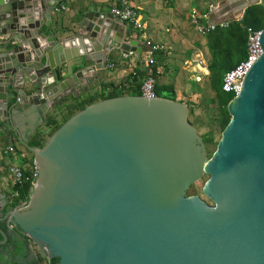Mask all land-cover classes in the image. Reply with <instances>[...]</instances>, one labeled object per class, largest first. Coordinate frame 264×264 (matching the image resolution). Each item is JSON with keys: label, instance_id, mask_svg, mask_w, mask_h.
<instances>
[{"label": "water", "instance_id": "95a60500", "mask_svg": "<svg viewBox=\"0 0 264 264\" xmlns=\"http://www.w3.org/2000/svg\"><path fill=\"white\" fill-rule=\"evenodd\" d=\"M58 1L0 0L2 28L16 35L0 54V116L8 86L17 94L27 82L43 121L64 93L79 94L73 86L100 84L110 50L138 52L129 31L113 35L124 28L110 14L84 15L79 32L63 39L42 32ZM255 4L264 9V0H219L212 18L230 22ZM71 43L87 66L62 78ZM257 43L261 56L226 105L229 121L210 159L185 107L138 96L101 100L70 116L39 151L17 138L36 174L26 207L3 211L1 198L0 223L48 264H264V27ZM203 173L212 206L184 198ZM0 236L3 244L1 229Z\"/></svg>", "mask_w": 264, "mask_h": 264}, {"label": "rangeland", "instance_id": "374dc122", "mask_svg": "<svg viewBox=\"0 0 264 264\" xmlns=\"http://www.w3.org/2000/svg\"><path fill=\"white\" fill-rule=\"evenodd\" d=\"M189 11L180 14L181 21L177 27L170 28L167 25L158 27L157 39H151L158 52V55L153 57L157 71L155 86L160 99L186 108V121L201 141L204 159L207 161L214 154L221 132L229 121L226 105L231 99L220 91L221 78L243 56L244 28L261 30L264 27L262 25L264 9L260 4L251 5L239 12L236 19L228 22L226 28L208 34H199L194 29L189 22ZM137 54L133 56V63L137 65L133 71L140 67L141 54L139 58ZM115 88L113 86L100 88L98 100L95 102L103 100L104 96L108 95L119 97L121 94ZM87 97L88 95H85L76 100L61 101L64 104L46 119V134H37L39 146L35 148L36 150H41L52 132L77 112L72 106ZM32 162L33 154L30 152L27 171L33 168ZM207 179V174H201L186 189L184 198L195 196L205 205L212 206V202L202 193ZM9 182V189L5 193L7 204L4 208L7 205L6 209L16 210L22 207L24 199L13 194L14 186L11 180ZM37 255L39 264H48L41 251Z\"/></svg>", "mask_w": 264, "mask_h": 264}, {"label": "crops", "instance_id": "0c3cea01", "mask_svg": "<svg viewBox=\"0 0 264 264\" xmlns=\"http://www.w3.org/2000/svg\"><path fill=\"white\" fill-rule=\"evenodd\" d=\"M218 1L219 0H128L129 5L139 15L143 28L141 31H134L133 33V31L126 27L121 31L116 30L113 32V35H121L125 30L130 32V39H137L139 43L141 42V38L155 40L159 33L158 27L167 25L170 28H175L181 21L180 14L184 11L190 10L189 12L195 11L202 13L209 5L216 4ZM228 3L229 0H224V5L227 6ZM112 5L113 0H59L55 8L51 10L48 29L45 26H41V30L47 29L53 34L56 40L72 36L79 32V24L84 15L97 13L109 14ZM229 13L233 15L230 11ZM213 19L221 20L219 16H215ZM145 28L148 29L143 31ZM45 35L46 34H42L40 37L43 38ZM12 37H16V35L6 33L0 37V54H8L12 50L14 46ZM71 44L72 45H64V48L68 50L67 54H72L73 57L63 65L61 72L62 78H67L74 72L83 68V66H87L82 56L77 55L80 53V50L78 49V51H76V43ZM22 50H27V47H22ZM136 54L137 58L141 56L139 60L140 67L137 69L135 68L134 71H138L142 68V62L147 57L145 50H140L138 48V52L128 57H123L117 50H110L106 56L105 62L112 64L113 67L111 70H105L100 84L84 92H81L80 85L73 86L71 88V93L79 94L72 96V94L64 93L55 106L50 108L44 115L43 121L38 119L35 105L30 101V85L27 82L22 84V92H17V94L12 92L11 87H7L5 104L2 110V116H0V200L3 198L5 204H7L5 193L9 189L8 183H10L9 181L11 180L8 174V167L10 165H15L22 168L23 171H27V160L30 151L22 147L18 143L17 138L24 139L27 144L30 141H37V134H46V119L55 109L64 104L61 103L63 99L76 100L85 97V95H88V97H97L100 88L116 87L118 84L124 82L129 76V73L133 71L132 69L137 67V65L133 63V56H136ZM95 77H97V73L95 72L87 75V78L93 79ZM83 83L84 82L81 81V84ZM7 135L14 138V153L9 156L3 154L5 137ZM6 208H8L7 205ZM6 208H4L3 211L6 210ZM0 229L3 231L6 238L5 242L0 244V264H39L37 254L40 250L25 236L17 233L4 223H0ZM14 244H19L18 250L15 249Z\"/></svg>", "mask_w": 264, "mask_h": 264}, {"label": "built area", "instance_id": "2783aa9c", "mask_svg": "<svg viewBox=\"0 0 264 264\" xmlns=\"http://www.w3.org/2000/svg\"><path fill=\"white\" fill-rule=\"evenodd\" d=\"M6 5L7 4L0 6V12L6 9ZM216 9L217 3L209 5L202 13L195 11L189 13V22L199 34H208L217 29L227 27L228 22L212 18V14ZM109 14L115 23L123 26V28H131L130 30L133 31V33L134 31L139 32L143 28L139 15L129 5L128 0H113V5L110 8ZM2 25L3 23L0 21V37L7 33L6 28H2ZM260 31L261 30L252 29L250 27L244 28V56L233 68L223 74L220 82V91L223 94H228L234 98L239 93V88L244 75L261 56V50L257 43ZM133 40L137 42V48L145 50L148 55L142 62V68L138 71H131L126 80L118 84L115 89L121 94L120 96H138L146 99L159 98L155 86L157 71H154L152 68L154 63L152 55L157 52V46L147 38H141L140 43L137 39ZM131 54L133 53L129 52L127 55L122 56L128 57ZM112 67V64L105 63V70H111ZM105 97L106 96H104V98ZM13 153L14 138L7 135L5 137L3 154L9 156ZM8 174L15 187H20L24 182H29V188L25 196L22 198L24 201L20 208L26 207V197L36 174V167L33 166L29 171L28 176L25 177L22 168L10 165L8 167ZM13 194L17 196L16 191H14Z\"/></svg>", "mask_w": 264, "mask_h": 264}, {"label": "trees", "instance_id": "16d2710c", "mask_svg": "<svg viewBox=\"0 0 264 264\" xmlns=\"http://www.w3.org/2000/svg\"><path fill=\"white\" fill-rule=\"evenodd\" d=\"M258 23H260V21ZM262 25H264V24H262ZM253 29H255V28H253ZM42 32L47 33L48 30L47 29H43ZM243 33H244V31H243ZM244 37H245V35H244ZM157 55H158V52H155L152 56L155 57ZM243 56H244V45H243ZM243 56H242V58H243ZM152 68H153L154 71H156L155 62L153 63ZM223 95L228 96L229 99L232 98V96H230L228 94H223ZM114 97H116V95H108L107 97H105L103 99H109V98H114ZM95 101H97V97L96 96H89V97L85 98L84 100L78 102L77 104L73 105L72 108L75 109L76 111H80V110L84 109L87 105H90V104H92ZM27 146L32 147V148H37L39 146V141L38 140L37 141H30L29 143H27ZM23 172H24V176L27 177L29 171H27V172L23 171ZM29 181H30V179H29ZM28 188H29V182L27 181V182H24L20 187H15L14 186V191H16L17 196L19 198H23V196H25ZM14 247H15L16 250H18L19 249V244H14Z\"/></svg>", "mask_w": 264, "mask_h": 264}, {"label": "bare ground", "instance_id": "6f19581e", "mask_svg": "<svg viewBox=\"0 0 264 264\" xmlns=\"http://www.w3.org/2000/svg\"><path fill=\"white\" fill-rule=\"evenodd\" d=\"M236 15H238V13Z\"/></svg>", "mask_w": 264, "mask_h": 264}]
</instances>
